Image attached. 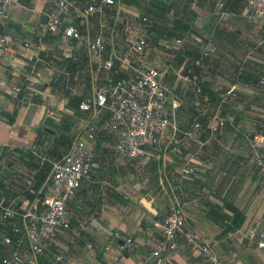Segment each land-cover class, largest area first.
<instances>
[{
  "label": "crops",
  "instance_id": "obj_1",
  "mask_svg": "<svg viewBox=\"0 0 264 264\" xmlns=\"http://www.w3.org/2000/svg\"><path fill=\"white\" fill-rule=\"evenodd\" d=\"M77 1L80 7L88 2ZM55 2L20 0L1 29L14 53L7 60L0 55V196L23 213L35 201L30 192L47 194L51 169L40 174L43 161L61 159L88 125L97 128L90 146L94 166L67 203L69 230L42 256L34 257L13 232L22 227L20 217L2 220L0 214V264L14 252L24 264H135L161 240L173 206L210 241L220 262L264 264L258 246L264 243V184L247 141L263 131L264 22L248 17L245 0H120L80 28L102 37L105 49L95 55L78 40L44 31ZM63 24L77 21L70 15ZM137 38L146 41L147 62L167 72L173 122L180 130L201 124L205 144L192 180L182 173L184 157L168 150L160 160L119 158L114 149L121 133L109 130V114L93 118L79 105L74 109L99 88L132 81L130 46ZM212 117L231 121L217 127ZM121 236L132 239V249ZM170 264L205 262L181 243Z\"/></svg>",
  "mask_w": 264,
  "mask_h": 264
},
{
  "label": "built area",
  "instance_id": "obj_2",
  "mask_svg": "<svg viewBox=\"0 0 264 264\" xmlns=\"http://www.w3.org/2000/svg\"><path fill=\"white\" fill-rule=\"evenodd\" d=\"M119 1L88 0L85 6L80 7L77 0H56L53 9L46 14L44 31L51 34L61 33L65 38L78 40L85 50L99 55L105 49L102 37H90L86 32L83 34L80 28H87L92 17L104 15L107 9L114 7ZM19 2L20 0H0V55L3 60L13 55L14 48L1 29L10 8ZM245 4L249 18L264 22V0H245ZM70 15L76 19L77 26L69 24L64 27V19ZM146 46L143 38L131 42L130 52L136 60L130 83L97 89L92 99H86L79 104V110L92 113L93 118L103 112L109 114V130L114 132L120 129L121 133L114 149L119 158L160 160L168 150L174 155L184 157L182 173L185 178L192 180V176L198 171L205 144L199 139L201 124L194 122L188 129L180 130L173 122L168 108L170 85L166 78L167 72L147 62ZM208 50L213 51L210 44ZM106 66L110 64L107 63ZM178 78L190 82L186 76ZM30 82L36 84L38 79L30 78ZM13 92L19 94L20 88H13ZM196 92L199 93L200 89L196 88ZM211 121L215 126L223 127L231 120L212 117ZM262 128V132L253 134L247 141L250 162L264 184V123ZM96 131L95 126L88 125L75 136L66 154L51 163L48 193L39 197L30 192L35 196V201L23 213H16L8 200L0 196L1 219L7 220L14 215L21 218V229H14L13 232L27 241L34 257L42 256L57 234L70 228L67 203L82 182L91 177L94 164L90 146ZM209 137H213L212 134ZM190 145H194L195 149L189 150ZM120 238L126 243V248L132 249L131 238ZM4 242L9 244L11 240L5 238ZM181 243L197 252L205 264H225L216 257L210 241L188 226L184 212L174 206L164 218L161 240L147 256L138 259L135 264H170V255ZM258 246L264 247V243L260 242ZM1 264H24V260L14 252L3 258Z\"/></svg>",
  "mask_w": 264,
  "mask_h": 264
},
{
  "label": "trees",
  "instance_id": "obj_3",
  "mask_svg": "<svg viewBox=\"0 0 264 264\" xmlns=\"http://www.w3.org/2000/svg\"><path fill=\"white\" fill-rule=\"evenodd\" d=\"M78 105H79V103H75L73 105L74 106V109L77 110L78 109ZM58 142L62 146H66V144H67V142H65L62 138L61 139H58ZM41 161H42L41 159L37 160V162H39V163ZM50 169H51V163H49V161L44 160L43 163H42V168H41V173L40 174H42L44 176H47L48 173H49V171H50Z\"/></svg>",
  "mask_w": 264,
  "mask_h": 264
},
{
  "label": "rangeland",
  "instance_id": "obj_4",
  "mask_svg": "<svg viewBox=\"0 0 264 264\" xmlns=\"http://www.w3.org/2000/svg\"><path fill=\"white\" fill-rule=\"evenodd\" d=\"M130 57H131V59H132V60L134 59V56H133V54H131V55H130ZM221 221H222V220H221Z\"/></svg>",
  "mask_w": 264,
  "mask_h": 264
}]
</instances>
